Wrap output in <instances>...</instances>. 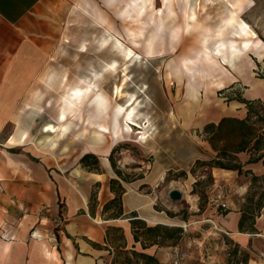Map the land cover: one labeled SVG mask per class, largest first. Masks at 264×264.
Here are the masks:
<instances>
[{"label": "rangeland", "instance_id": "rangeland-1", "mask_svg": "<svg viewBox=\"0 0 264 264\" xmlns=\"http://www.w3.org/2000/svg\"><path fill=\"white\" fill-rule=\"evenodd\" d=\"M235 1L192 0L198 16L191 23L190 31L186 29V23L191 0L52 1L46 15L39 17L40 27L34 34L42 42L43 65L34 81L32 96L27 100L31 109L18 114L16 124L6 127L0 142L5 147L16 129L15 125H21L30 129L32 135L22 128L14 135L26 134L22 142L28 141V146L44 160H74L83 154L85 147L96 150L94 153L98 156L105 155L111 146L107 154L109 157L114 149L112 167L119 169L127 180H134L161 166V162H168L169 147L176 157V162L172 163L175 168L184 166L188 172L186 176L180 175L184 169L174 168L164 175L155 187L156 209L164 210L168 216L167 211L177 214L173 217L176 223L180 220L189 223L199 216L200 204L204 208L209 204L213 183L206 182L207 166L197 165L196 161L192 164L196 144L191 138L199 131H190L183 126L184 115L181 112L187 105L192 106L191 101L196 105L208 95L227 100L225 96L229 92L222 91L237 74L244 80L237 82V89L229 90L233 97L237 90L243 92L250 86L254 78L264 84V0H241L236 11L233 10V30L228 29L223 36L211 41L212 44L218 39L226 43L234 41L236 46L249 45L248 49L239 48L235 67L225 65L226 69L221 71V59L211 62L205 58L203 49L207 46L204 39L222 26L221 21L230 9L229 2L233 4ZM177 28L180 31L175 39L176 31L173 29ZM115 35L137 51L136 58L126 59ZM104 36H108V44L104 43ZM186 58L198 59V63L195 62L196 66L188 65L189 70L184 67ZM203 61L205 65L197 66ZM213 69L219 70L214 76L224 77L222 86H219V79L215 81L213 76L204 73ZM190 73L197 74L192 76ZM92 77L101 87L107 106L101 109L91 100L95 96H85L78 100L80 112L74 119H69L65 136H62L65 133L59 134V129L44 132L48 123L58 126V110L67 91L81 84L80 79ZM134 100L131 107L137 109L134 111L136 122L131 125V131L113 137L112 129L116 122L125 131V124L129 123L118 114V105L128 106L127 103ZM100 125L107 130L102 131ZM142 128L146 129L143 136L139 134ZM47 136L51 137L49 141H41ZM192 168H195L194 173ZM198 179L204 181L197 187V190L205 191L202 199L193 192ZM173 189L183 193L182 199L170 197ZM262 190L264 185L261 181L253 182L246 197L255 193L256 198ZM184 216L186 220L182 219ZM208 223L213 225L211 221ZM202 227L192 230L183 227V236L168 239L161 247L179 246L183 254L181 264H264V237L255 240L251 251L246 249L248 262L244 263L240 262L244 254L239 253L238 245L227 234L218 228L219 234L205 231L208 235L204 236ZM165 253H160V262L171 264ZM107 258L112 264L113 254ZM116 264H123L122 256Z\"/></svg>", "mask_w": 264, "mask_h": 264}, {"label": "crops", "instance_id": "crops-1", "mask_svg": "<svg viewBox=\"0 0 264 264\" xmlns=\"http://www.w3.org/2000/svg\"><path fill=\"white\" fill-rule=\"evenodd\" d=\"M52 1L54 0H0V138L6 127L16 124L18 114L27 113L31 109L27 100L32 96L34 81L41 73L43 65L42 42L34 34L40 27L39 17L46 15ZM240 1L236 0L233 4L229 2L230 9L221 21L222 26L216 33L204 39V45L212 51H220V59L223 61L221 71L226 69L225 65L235 67L239 60V48H249L246 43L236 46L234 41L226 43L217 39L214 44L211 43L212 40L223 36L228 29L233 30V10L236 11L239 4L237 2ZM190 9L186 23L188 31L198 16L192 0ZM173 31H176V39L180 29ZM197 60L184 59V67L196 66ZM203 65L204 61L197 66ZM217 71L219 70L213 69L204 73L213 76L215 81L221 79L219 86H222L224 77L214 76ZM190 74L195 76L197 73ZM243 80L238 74L235 75L228 84L230 88L225 92L232 94L231 90L237 89V82ZM80 86L81 84H78L67 91L58 110L59 122L56 124L66 127L67 130L69 118L74 119L80 112V100L74 96V89ZM241 93L248 100L264 99V84L254 78L250 86ZM92 96H95V92L90 90L86 97ZM191 103L192 106L187 105L181 113L184 115L183 126L190 131H199V134L191 138L196 144V151L192 154L193 164L197 159L209 160L217 154L206 135L202 133L204 126L209 122L217 123L224 116L244 118L247 115V107L236 99L227 101L211 98L210 95L205 96L201 103ZM63 113L66 115L65 120L61 119ZM20 126L15 125L16 129L10 137L19 128L29 131V135H32L30 129ZM65 135L66 133L62 136ZM28 143L25 141L7 144L0 154V264H107L110 249H113L112 239H106L110 226L122 229L129 248L134 247L155 254L158 258L161 252H167L171 260L173 246L164 248L152 245L143 249L141 242L135 241L130 221L132 212H136L138 217L149 225L178 224L186 230L203 225L204 236L211 232L219 234L216 229L220 228L219 230L227 234L242 250L251 251L255 240L264 237V207L256 218V232H242L239 229L246 193L252 183L251 174L214 167L212 173L215 179L212 189L218 185L228 189L229 208L219 210L208 204L199 216L189 223L181 220L176 223L164 210L156 209L155 202L156 185L176 166L172 164L176 162V157L169 147L168 162H161V166L126 182L112 167L107 154L111 146L107 148L105 155H99L101 171L95 172L84 168L80 162L84 153L96 152L94 149L85 147L83 154H79L74 160H44L34 153ZM262 152L264 153V149ZM237 156L245 170H251L258 176L264 175V156L255 162L250 161L254 156L252 151H242ZM159 169L164 172L162 177L159 176ZM178 169L188 172L184 166L175 168ZM113 178L121 180L126 188L122 196L124 214L120 218L107 215L109 212L103 214L105 204L115 197L111 190ZM194 180L195 178L192 182ZM94 192L96 197L92 199ZM61 205L63 216L60 215ZM210 221L212 226L208 223Z\"/></svg>", "mask_w": 264, "mask_h": 264}, {"label": "trees", "instance_id": "trees-1", "mask_svg": "<svg viewBox=\"0 0 264 264\" xmlns=\"http://www.w3.org/2000/svg\"><path fill=\"white\" fill-rule=\"evenodd\" d=\"M230 88L227 87L222 92ZM221 92V93H222ZM227 101L236 99L246 104L247 115L244 118H238L235 116H224L219 122H209L204 126L203 132L206 138L212 144L217 154L214 158L209 160L197 159V165L207 166V183H214V176L212 169L214 167H220L225 169L238 170L239 173L251 174V181H261L264 185V175H255L251 170H245L243 164L239 160L237 154L242 151H252L254 156L250 161L255 162L260 160L264 153V100L258 98L254 100H248L242 96L241 91L237 90L235 97L232 94H226ZM113 151L109 155V159L113 165ZM259 153V154H258ZM82 166L90 171H101V163L99 156L94 152H87L80 158ZM115 169V167H114ZM191 171L194 173L195 168ZM115 172L124 181L126 178L122 177L121 171L115 169ZM180 175H187V171L184 170ZM202 179H198L195 182L194 193H198L202 199L205 196V191L197 190L198 186L203 184ZM111 190L115 193V197L107 202L104 206L103 214L109 212L107 215L113 218H120L124 214L122 196L126 191V188L122 184L121 180L117 178L111 179ZM96 197V192L93 193L92 199ZM247 203L243 206L242 216L239 221V229L242 232H256V218L260 215L262 208L264 207V190L260 191L258 197L255 198V193L248 194L246 197ZM209 201V198H208ZM204 209V206L200 204V211ZM169 216L175 217L177 214L167 211ZM60 215L63 216V206L61 205ZM182 219L186 220L184 216ZM130 221L132 223L133 234L135 241L141 242L143 249H146L152 245L161 246L166 240L176 239L185 234L184 228L179 225H168L158 223L155 225H149L144 219L139 218L136 212H132L130 215ZM106 239L111 240L113 249L109 246H105L110 249V255L113 254L112 264H116L120 256L123 257V264H162L159 258L155 254H150L145 251L138 250L136 248H129L127 242L122 233V229L119 227L110 226L107 229ZM238 245V244H237ZM100 246V245H99ZM240 254H244V257L240 259V262H248V253L246 250H242L238 245ZM235 252L237 256V252ZM110 264V263H107Z\"/></svg>", "mask_w": 264, "mask_h": 264}, {"label": "bare ground", "instance_id": "bare-ground-1", "mask_svg": "<svg viewBox=\"0 0 264 264\" xmlns=\"http://www.w3.org/2000/svg\"><path fill=\"white\" fill-rule=\"evenodd\" d=\"M238 3H240V2H237V4ZM245 25H246V23H244ZM247 26V25H246ZM109 35H111V34H108V36ZM108 36H104V39H103V41H104V43L105 44H108L107 42H108ZM115 40H116V42L119 44V46H120V48H121V50L124 52V54H125V56H126V59L128 60V61H130L133 57L134 58H136L135 57V55H136V53H137V51L132 47V46H130V45H128V44H125V42H123L122 40H121V38H119L118 36H116L115 35ZM101 41H102V39H101ZM111 46V45H110ZM107 47H109V46H107ZM115 47V46H114ZM117 47V46H116ZM113 48V47H112ZM87 49V48H86ZM203 52H204V54L206 55V59L207 60H209V61H215V60H218V59H220L219 57H220V55H219V53H220V51H217V52H215V51H213V52H211L210 50H209V48L208 47H205V49H203ZM139 56V55H138ZM133 58V59H134ZM132 61H134V60H132ZM223 62V61H222ZM116 63V62H115ZM139 63V62H138ZM116 65V64H115ZM125 67V66H124ZM186 68L187 69H191L188 65H186ZM106 69H108V68H106ZM110 69V68H109ZM124 71V70H123ZM126 71H124V73H125ZM97 73H98V71H97ZM129 73V72H128ZM126 74V73H125ZM123 75V74H122ZM127 76H128V74H127ZM88 78V77H87ZM100 80V79H99ZM80 81H81V86L80 87H77V88H75L74 89V96H75V98L77 99V100H83V98L86 96V94L91 90V91H93V92H95V98L93 97L91 100H94L95 101V103L99 106V107H101V109H103V108H105L106 106H107V100L102 96V92H101V87H99L98 85H97V83H96V81L94 80V78L92 77V78H89L88 80H86V79H80ZM128 83V82H127ZM220 83H221V80H219V85H220ZM121 86V85H120ZM123 89L121 90V94L123 93ZM132 95H134V94H132ZM126 96V95H125ZM135 96V95H134ZM130 98V97H129ZM128 98V99H129ZM134 98V97H133ZM138 99V97H136L135 98V100H137ZM135 100L134 101H130V103H127L128 104V106H125L124 104H119L118 105V109H117V112H118V114L119 115H121L122 116V118L124 119V121H129V123H126L125 125H126V127H127V129H126V131L123 129V127H120V124L118 123V122H116L115 123V125H114V128L112 129V135H113V137H119V136H121L122 134H124L125 132L127 133V132H130L131 131V129H132V127H131V125L132 124H134L135 122H136V119L134 118V111L135 110H137V109H135L134 110V107H131L133 104H134V102H135ZM140 101V100H139ZM69 104L71 105L72 104V101H70L69 102ZM88 105V104H87ZM86 107V106H85ZM138 107V106H137ZM139 118V117H138ZM61 119H63V120H65L66 119V115L63 113L62 115H61ZM70 119V118H69ZM130 120H132V121H130ZM68 121V120H67ZM99 126V125H98ZM143 127V126H142ZM100 128H101V130L102 131H106L107 129L103 126V125H100ZM60 130V135L61 134H63V133H65L66 131H67V129H66V127H61L60 125H55V124H52V123H48V124H46L45 126H44V129H43V131L44 132H49V133H51V132H56L57 130ZM146 130V129H145ZM145 130H143V128L139 131V134H141L142 136L145 134ZM133 131V130H132ZM25 137H26V134H21L20 136L19 135H12L10 138H9V140H8V144H11V145H13V144H17V143H19V142H22V141H24V139H25ZM49 136H47L46 138H44L43 140H41V141H45L46 140V142L47 141H49V139L51 138H48ZM54 141V140H53ZM45 143V142H44ZM163 174H164V172L162 171V170H159V176H163ZM157 176V175H156ZM157 186V185H156ZM48 254L49 255H51V252H49L48 251Z\"/></svg>", "mask_w": 264, "mask_h": 264}, {"label": "built area", "instance_id": "built-area-1", "mask_svg": "<svg viewBox=\"0 0 264 264\" xmlns=\"http://www.w3.org/2000/svg\"><path fill=\"white\" fill-rule=\"evenodd\" d=\"M225 99H227L226 96ZM2 147H4V144L0 142V154L2 152ZM1 188L2 186H0V189ZM209 205L219 210H226L229 208L228 193L223 185H218L215 189L211 190ZM172 255L171 264H181L183 254L179 246L173 247Z\"/></svg>", "mask_w": 264, "mask_h": 264}, {"label": "water", "instance_id": "water-1", "mask_svg": "<svg viewBox=\"0 0 264 264\" xmlns=\"http://www.w3.org/2000/svg\"><path fill=\"white\" fill-rule=\"evenodd\" d=\"M170 197L173 200H180L183 197V193L178 189H173L170 191Z\"/></svg>", "mask_w": 264, "mask_h": 264}]
</instances>
